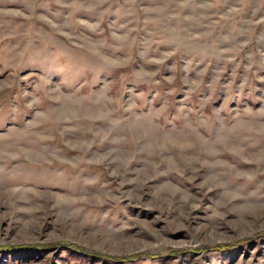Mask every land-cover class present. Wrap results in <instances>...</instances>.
Wrapping results in <instances>:
<instances>
[{
	"label": "rangeland",
	"instance_id": "374dc122",
	"mask_svg": "<svg viewBox=\"0 0 264 264\" xmlns=\"http://www.w3.org/2000/svg\"><path fill=\"white\" fill-rule=\"evenodd\" d=\"M0 264H264V0H0Z\"/></svg>",
	"mask_w": 264,
	"mask_h": 264
},
{
	"label": "trees",
	"instance_id": "16d2710c",
	"mask_svg": "<svg viewBox=\"0 0 264 264\" xmlns=\"http://www.w3.org/2000/svg\"><path fill=\"white\" fill-rule=\"evenodd\" d=\"M25 248H28L27 246L26 247H21V249H25ZM37 248V247H36ZM3 250H6V249H11L10 246H5V247H2ZM96 258V256L94 257ZM102 258V257H100ZM130 258V257H129ZM102 259H111L110 257H106L104 256Z\"/></svg>",
	"mask_w": 264,
	"mask_h": 264
}]
</instances>
